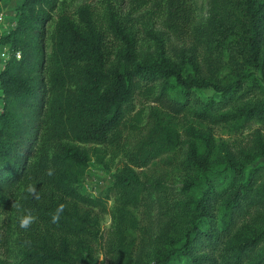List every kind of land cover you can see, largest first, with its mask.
Returning a JSON list of instances; mask_svg holds the SVG:
<instances>
[{"label": "trees", "instance_id": "obj_1", "mask_svg": "<svg viewBox=\"0 0 264 264\" xmlns=\"http://www.w3.org/2000/svg\"><path fill=\"white\" fill-rule=\"evenodd\" d=\"M193 2L166 0V24L174 33L190 27ZM49 3L21 0L15 28L0 38L10 50L0 73V203L8 200L5 190L17 189L21 212L30 209L36 217L22 239L20 264H98L93 243L106 199L81 189L91 160L90 149L81 145L117 142L138 80L163 84L158 102L165 112L154 114L146 135L115 175L119 264H264V166L253 168L245 179L242 170L232 172L227 184H207L200 194L191 190L186 198H175L158 183L161 231L152 244L158 257L154 261L144 258L146 245L135 254L126 237L128 226L137 227L131 208L140 203L145 188L138 170L178 145L174 117L190 116L209 125L264 124V102L236 106L245 99L250 69L262 66L264 72V0H210L207 21L191 27L194 45L176 51L194 62L200 46L205 47L206 78L185 76L164 61H140L130 25L113 13L109 27L121 47L112 60L89 6L78 10L77 19L59 14L48 36ZM225 68L230 71L227 81L221 77ZM197 91L212 95L200 97ZM60 204L64 209L53 223ZM246 227L253 237L239 247L231 245ZM0 264L7 263L0 258Z\"/></svg>", "mask_w": 264, "mask_h": 264}, {"label": "rangeland", "instance_id": "obj_2", "mask_svg": "<svg viewBox=\"0 0 264 264\" xmlns=\"http://www.w3.org/2000/svg\"><path fill=\"white\" fill-rule=\"evenodd\" d=\"M20 4L21 0H0V38L15 28L16 7ZM193 4L190 27L186 26L184 31L180 30L177 34L166 24V0H50L47 10L52 19L46 23L45 28L49 36L59 14L67 13L77 19L78 10L83 6H89L98 27L106 35L108 52L113 60L121 47L120 41L112 35L109 27V18L113 13L120 22L127 20V24L130 25L136 38L140 61L147 63L164 61L180 69L185 76L206 78L208 50L205 47L200 46L194 62L176 55L177 50L194 45L191 27L204 24L209 17L210 0H194ZM46 46L50 52L48 40ZM9 58L10 50L1 42L0 73L5 69ZM250 72L251 76L244 86L245 93L242 94L245 99L240 98L236 103L237 107H251L255 101L264 102L262 66L259 69L252 67ZM228 75L229 69H223L221 77H225V81L228 80ZM163 92L164 87L161 83L138 80L134 85L132 99L125 106V117L118 128L120 136L117 142L113 145L108 142L103 145H81L91 152V160L81 189L91 197L101 196L106 199V210L101 214L100 232L93 243V255L98 264H119L120 257L116 250L118 193L113 187L115 175L126 163L127 153L146 135L154 121V114H164L165 110L158 102ZM196 95L210 97L212 93L197 91ZM174 122L179 129L175 151L138 170L145 188L140 203L131 208L137 227L128 226L126 232L127 241L134 243L135 254L142 246H147L143 254L148 262L158 258L152 245L161 231L156 190L158 183H162L174 193L175 198H186L191 190L200 194L207 184L210 187L223 181L227 184L232 172L242 170L245 179L253 168L264 166L262 123L254 121L242 126H235L232 123L209 125L200 124L190 116L182 115L174 117ZM4 193L8 195V200L0 203V258L7 264H20L25 246L22 239L27 236L29 230L20 228L18 224L22 212L16 207L19 201L17 189H7ZM186 218L189 220V216ZM182 222L187 226L185 218ZM33 224L34 222L31 226ZM235 235L231 245L239 247L254 234L246 227Z\"/></svg>", "mask_w": 264, "mask_h": 264}, {"label": "clouds", "instance_id": "obj_3", "mask_svg": "<svg viewBox=\"0 0 264 264\" xmlns=\"http://www.w3.org/2000/svg\"><path fill=\"white\" fill-rule=\"evenodd\" d=\"M29 192H34V187H29ZM16 207H20L19 204L16 205ZM64 205L60 204L56 209L55 212L51 216V220L53 223L57 222L60 219V213L63 211ZM36 217L32 214V211L30 209L24 210V212L19 216L18 224L19 227L22 229H29L31 224L34 222Z\"/></svg>", "mask_w": 264, "mask_h": 264}, {"label": "built area", "instance_id": "obj_4", "mask_svg": "<svg viewBox=\"0 0 264 264\" xmlns=\"http://www.w3.org/2000/svg\"><path fill=\"white\" fill-rule=\"evenodd\" d=\"M18 57H19V54H18ZM2 98H3V94L0 89V111L2 110Z\"/></svg>", "mask_w": 264, "mask_h": 264}]
</instances>
